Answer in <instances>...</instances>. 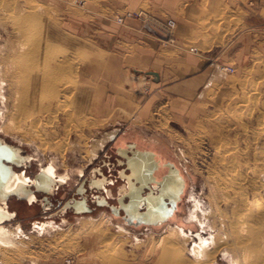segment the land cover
<instances>
[{"label": "rangeland", "instance_id": "rangeland-1", "mask_svg": "<svg viewBox=\"0 0 264 264\" xmlns=\"http://www.w3.org/2000/svg\"><path fill=\"white\" fill-rule=\"evenodd\" d=\"M88 1L0 0V24L4 28L0 27V34L4 46L8 39L9 46L21 42L26 44L27 49L35 39L43 38L54 43L43 45L46 53L43 58H48L46 63L42 62L43 58L30 61L16 54L9 59L0 58L4 69L7 68L4 98H0V137L8 144L20 147L23 156L32 157L29 164L31 166L17 168L16 171H27L28 176L34 177L33 174L41 166H47L52 159H56L57 172L62 173L65 169L76 172L84 167L89 176L93 168L103 165L107 154L114 155V147L137 143L147 150L153 149L161 154L163 162L173 164L185 182V191L180 195L171 219L158 230H147L149 228L143 224H126L123 219L125 216L119 217L108 208L99 207L93 213L85 215H53V210L43 212L39 204L32 206L26 201L11 197L8 207L16 217L5 221V224L11 228L13 225H21L25 234L32 237L24 242L25 247L4 249V252L1 250L0 264H68V260H71L70 264H76L82 256L93 264H161V249L154 247L152 241L157 242L169 225L185 230L188 234L186 247L189 250L201 239L211 240L215 235H226L228 224H225L220 213L215 210L209 197L211 192L220 194L223 183L230 181L229 174L236 171L238 176H247L244 190L250 201L258 197L264 199L262 22L257 17H248L249 14L234 7L231 0H172L174 7L169 10L162 9L166 8V0H159L158 10L152 7L151 0H144L138 7H130L134 11L130 17L142 20L152 18L165 38L159 43L155 58L143 62L140 59V47L136 43H125L119 34L124 22L121 16H124L126 9L99 12V19H96L88 13ZM109 1L115 3L118 0ZM130 1L134 2L128 0ZM238 1L246 3V0ZM193 2L199 11L195 13L196 20L193 23L197 35L192 40H174L173 31L170 35L173 42H170V36L162 30L165 22L147 14L150 11L165 20L173 19L178 24L184 21L182 18ZM19 7H26V11L38 14L35 22L26 20V37L14 33V15L18 14ZM141 8L142 12L139 11ZM193 49L194 51H190ZM64 57L71 65L67 70H58V62ZM181 57L202 64L200 68L196 66L191 71L192 76H197L202 69H209L203 87L190 104L172 102L164 95L163 89H160L161 85H155L151 76L141 73V70H158L166 74L165 79L169 83L175 80L173 72H177L178 59ZM20 66H26V72L32 75L31 78H26V84L11 78L12 68L15 70ZM224 68L233 71H224ZM59 79L73 84V89L63 93L60 89L57 91L52 88L48 92L44 88L47 86H43L45 82ZM16 87L20 90L26 88L27 94L34 93L30 99L31 105L21 104L22 97L16 94ZM87 90L88 97L83 99ZM57 93H62V101L67 95L70 96L67 112L57 110ZM38 95H44L46 102L42 107L46 109L50 105V111L44 112L41 108L39 110L42 112H38L33 108L32 102ZM101 104L105 113L100 115L97 111H102L98 110ZM56 115L58 117L55 119ZM9 119L32 128L34 133L25 137L17 133H6L2 127ZM112 131L117 132L115 140L109 141V146L89 163L83 159V153L75 151L74 154V151L68 150L64 168L61 158L52 150L53 146L56 147V144L66 138L84 143L90 137L97 139L99 135ZM38 135L48 143L47 150L40 146ZM223 156L227 159L231 156L230 160L237 159V164L223 163ZM106 172L108 176H116L115 169ZM79 183L78 175L75 174L68 185L60 190L58 200L68 201ZM236 187V190L230 187L228 190L223 189L225 197L227 194L231 198L233 196L232 199H238L241 190L238 184ZM92 194L104 196L98 191L87 192L84 197L88 204L91 203ZM230 196L226 198L232 200ZM218 200L222 201L220 198ZM110 201L114 204V199ZM197 202H201L204 213L198 208L194 211ZM221 207L224 213L232 215L230 205L222 201ZM90 218L109 220L110 223H105L109 228L106 237L86 228ZM35 221L51 222L57 231L39 235L34 230ZM119 227L126 232H119ZM152 234L155 240L150 239ZM136 238L140 241L137 242ZM113 241L117 246V254L110 258V249L115 245ZM228 242L232 243V240L229 239ZM217 264H236V258L232 252L223 250Z\"/></svg>", "mask_w": 264, "mask_h": 264}, {"label": "bare ground", "instance_id": "bare-ground-1", "mask_svg": "<svg viewBox=\"0 0 264 264\" xmlns=\"http://www.w3.org/2000/svg\"><path fill=\"white\" fill-rule=\"evenodd\" d=\"M18 10H19L17 12L18 14L14 15V16H16V18H14V20L16 22L15 27H14V33L16 35H23V37H26V33L28 31V30H26V20L30 21V22H35V19L38 18V14L36 12L26 11V7H22V8L19 7ZM0 23L2 24V22H0ZM1 24H0V27H2ZM42 35L43 34H41V36ZM50 37H51V35H50ZM69 38H71V37H69ZM69 38H67V39H69ZM1 39H2V36L0 34V58H5V59H9L11 56L13 57L14 54H16V56H22V58H24L25 60L27 58L30 61H34L35 59L36 60L42 59L44 54L46 55V53L43 50V45L48 44V43H49V45L54 44L52 42L50 43V42L45 41L43 38L35 39L34 42L31 43V47L27 49L26 44L21 43V42H18L17 45L14 44L13 46L12 45L9 46L10 39H8L6 45L4 46L2 44ZM60 39H61V37H60ZM57 42H59V41H56V43ZM193 50H190V51H193ZM64 58L58 62V66H57L58 70H60V68L67 70L70 67L71 62L68 61V59H66V57H64ZM46 61H48L47 57L42 59L43 63L44 62L46 63ZM6 69L7 68L5 67V69H4V67L0 63V98L1 99L4 98V82H5V78H6V72H7ZM31 77H32L31 73L26 72V66H20L19 68L15 69V70L12 68L11 78L16 80V81L19 80L20 82L26 84V78H31ZM23 81H25V82H23ZM63 81H64L63 79H59L55 82H45V84L43 86L47 85L44 88L48 89V92H50L52 90V88H55L54 90L57 89V91H58V89H60V91H63V93H65L67 90L73 89V87H71L73 84H68L69 82L64 83ZM52 83H57V84L53 85ZM15 89H16V94L18 95V97H22V98H20V100H22L21 104H23L24 106H26V104L31 105L30 99L34 93H32V95L27 94L26 88L23 90H20L19 88L16 87ZM60 94L62 95V93H60ZM88 94H89L88 90L86 93L84 92V95H86V96H83V99H86L88 97ZM51 95H54V93H52ZM61 95H59V93H57V95L55 94L57 110H62L63 112H67L66 108H69V106H70L67 103L68 98H70V96L67 95L65 100L62 101V99H60ZM43 96L40 97L38 95V96L34 97L35 100L32 102V103H34L33 108L38 110V112H42L39 109L43 108L42 106L46 102V99ZM43 110H45L44 112H46L47 110L50 111V105L48 107H46V109L43 108ZM70 114H71V112H70ZM57 117H58V115H56L55 119ZM91 118L94 119L93 117H91ZM38 121H40V119H38ZM40 125H41V123L39 122L38 126H40ZM2 129L6 133H17V134H21L24 137L25 136H32V134L35 131V130L33 131L32 128H26V127H24L18 123H15L11 119H9L7 122H5ZM114 133H115V131H112L110 133L108 132L105 134L103 133L102 135H99V138H97V139L96 138L91 139V137H90L88 140L86 139V141L84 143H81L80 140L76 141V140H70L71 138H66L62 142L56 144V147L53 146L52 150H54V152L61 158V161L63 163V164L62 163L61 164L64 166V168H66V164H67L66 163V152L68 150L74 151V152H72L74 154H75V151L78 152L79 154L83 153L85 155L83 157V159H85L88 163V162L94 160L97 157V155L99 154V152L105 148V146L108 144V142L113 138ZM38 139L40 141V146L44 150H47V148H49V146H48V143L46 142V140L44 138H42L40 135H38ZM0 141H1L2 145L13 146V145L6 143L4 140H0ZM81 144L83 145L82 147L84 149H82ZM20 155L23 156L22 150H21ZM28 159H30V158L27 157V160ZM228 159L225 156H223L221 158V161L223 163L228 164V165L237 164V161H236L237 159H235V158L234 159L232 158L231 160L230 159L228 160ZM59 161H60V159H59ZM3 163L8 164L4 160H3ZM25 163H26V156H23V160H21L19 167H17L15 164L9 163V165H12V169L14 171V174L10 178V180L8 181L7 186H6V190H8L9 192L12 191L18 185V183L26 184L27 186H30V189H36L35 184L37 185V183H38V185H39L38 190L33 192L30 196H28L26 194V196H28V201L24 200V199L22 200V199L16 198L18 200L26 201L29 205H34V202L39 203V200H38L39 198L37 196H35V193H40V192L41 193H44V192L45 193H51L54 190L64 186V182H68L69 180H71L75 174L78 175V179H79V177L82 174H84V169H85L84 167L81 166L82 168L77 169L76 172L70 171L69 169H65L62 173H59V172H57L56 159H52L47 164V166H44V167L41 166L40 170H41V174L43 175L42 180H38L36 182L35 176L34 177L28 176L26 171H16L17 168L24 167ZM235 168H236V166H235ZM235 172L236 171H234V173L231 175L229 174V176H230L229 180L230 181H226L225 184L223 183V187L221 189L222 191H220V194L223 193V189L228 190L229 187L231 189L233 188L236 190L237 189L236 185L238 184L240 187V190H241L240 196L238 199H232L233 196L231 198V196L229 194L228 195L230 196V198L232 200L227 199L229 196H227V194H226V197H227L226 198L225 192L222 194V197H219V195H220L219 192H211L210 197L208 196L212 200L211 203H213V207L215 208V210L220 213L221 218L223 219L225 224H228L229 229H228V232L226 233V235L223 237L222 235L218 234V235H215V237L211 240L201 239L200 242L194 243L192 248L189 250L186 247L188 234L185 232V230H183L180 227H173V226L169 225L166 228L165 232L160 234L161 236L159 237V240L157 242L152 241L154 247L161 249V255L159 258L161 261V264H189L190 262L192 264H217L218 258L220 257V253L223 250H227V251H230L233 253V255L236 258V264H264V211H263L264 210V199H263V197H258L254 201H250V199L248 198V194H246V192L244 190V183H245V181H248L247 176H242V175L238 176V174ZM178 174H179V170H178ZM1 175H2V173H1ZM176 176H178V175H176ZM179 176H181V175L179 174ZM224 177H223V179H224ZM177 180H178V177H177ZM225 180H226V178H225ZM178 181H179V183H177V184H179V186H181V188H182L180 180H178ZM92 186H95V185H92ZM257 187H259V186H257ZM95 188L98 190L100 189L101 191L104 192V187L100 188L98 186H95ZM235 190H233V191H235ZM21 193L24 194V192H21ZM138 193H142V190L140 189L138 192H134L132 189H130L129 193L127 194V197L130 198V201H131V203L128 205V207L131 208L132 210H134V208H136L139 205V203L136 204V200H137L136 198H137ZM141 196H142V194H141ZM11 197L12 196H10L9 198H11ZM22 197H24V196H22ZM9 198H8V200H9ZM101 198H102L103 204L105 206H109V203L106 200V197L103 196ZM218 198L222 199V201H224L228 206L230 205V209L232 212L231 216H229L227 213H224V211H222V209H221L222 208L221 207L222 201L218 200ZM8 200H7V203L5 205L0 203V211L2 210L3 212L7 213L8 215L14 214L16 217V214L9 210ZM118 201H119V199H118ZM86 205L88 206L87 201H86ZM120 205L123 206V202ZM79 207L75 205V209H78ZM155 207L156 206H153V205H151L150 202H148V211L142 217V220L148 224H144V225H146V226L158 225V224H160L166 220V218L156 219V220L154 219V213L156 212ZM110 208L117 210L119 213V209L117 207L110 206ZM197 208L202 213L205 212L204 209L202 208L201 202L195 203L194 211ZM63 211H65V210H63ZM128 213L132 215V213H134V212H132V213L128 212ZM75 214L76 215H82V214H77V213H75ZM0 218L6 219L8 217H6V216L1 217V215H0ZM11 220L6 219V220L1 221V219H0V251L1 250L3 251L4 249H7V250L15 249V248H18L20 246L25 247L24 242L26 240L27 241L30 240V238L32 237V236L28 237L27 234H25L21 225H18V226L13 225V228H11L8 224H5V221H11ZM106 222L110 223L109 220L106 218L105 219L100 218L98 220H96L94 218H90V219H88V222L86 223V228H88L89 231H92L93 233H96V234H99V235L106 237L107 232L109 230V228L105 224ZM139 224H142V223H139ZM119 228H120L119 232H126L125 229H123L122 227H119ZM34 230L39 235L51 234L52 232L57 231L56 226L54 224H52L51 222L46 223V222H41V221H35L34 222ZM150 239L155 240L154 234H152L150 236ZM229 239L232 240V243L228 242ZM136 241L139 242L140 239L136 238ZM107 244L109 246L110 240L107 241ZM114 244H115V242H114ZM25 245H27V244H25ZM111 246H112V244H111ZM116 254H117V246L115 244V245H113V248L110 249V252H109L110 258H112L111 256H114ZM119 255H118V258H119ZM103 257H106V256H103ZM106 258H108L109 260H112L108 256ZM68 264H70V263H68Z\"/></svg>", "mask_w": 264, "mask_h": 264}, {"label": "flooded vegetation", "instance_id": "flooded-vegetation-1", "mask_svg": "<svg viewBox=\"0 0 264 264\" xmlns=\"http://www.w3.org/2000/svg\"><path fill=\"white\" fill-rule=\"evenodd\" d=\"M116 134L117 132L113 134V138L110 141L115 140ZM109 144L110 143H108L105 148L109 146ZM114 150V155L107 154V159L104 160L103 165L93 168V171H91L89 176L86 174V171L84 169V174L79 177V187L75 190L74 195L69 197L68 201L63 202L62 200H58L57 196L61 193L60 190L64 188L65 185H68V182L70 180L68 182L63 181L64 186L54 190L51 193H35V196L39 198V203L34 202V205L39 204L42 207L43 212H49L50 210H53V215L62 213L75 214L74 208H68L63 211L60 207H63L67 202L73 204L75 199L80 200L85 198L84 196L87 192L95 193L98 191L102 192V194L106 197L109 206H105L103 204L101 196L92 194L90 204H88V200L87 198H85L88 204L87 207L90 209V213H93L95 209L99 207L108 208L112 212L110 206H114L119 209V213L117 216H125L123 219L125 220L126 224H128L127 222L129 221L127 220L125 212H132L130 210L131 208L128 207L130 198L127 197V194L129 193L130 189H132L134 192H138L141 189V194L143 197H146L151 193L150 195L152 197L148 198V202H150L151 205L156 206L154 219H163L164 217H166V220L158 225L146 226L147 228H149L147 230H158L161 227L165 226V224L171 219L175 211H173L172 216H169L168 212L172 207V203L174 204L179 201L180 195L182 194V192L184 193L186 188L185 184L182 189L181 186L177 184L179 183V181L177 180V176L174 172V168L176 167L171 163L163 162L160 158L161 154H159L155 150H147V148L142 147L137 143H128L124 144L123 146L119 145L114 147ZM27 157L30 159L27 160ZM31 160L32 157L26 155V163L24 164L26 168L27 166L32 165H29ZM103 169L105 171H103ZM113 169L116 170V176H108L109 174H107L106 171H112ZM38 174H41L40 169L33 175L36 178ZM92 185L98 186L100 188L104 187V192L100 189H96L95 186ZM114 186L117 187L115 188ZM33 191L35 192L36 189H33ZM120 198H122L123 206H120V204L118 203V199ZM111 199H114V204H112V202L110 201ZM140 206L141 207L138 209L139 212H144L146 207H148L146 203H143V205L141 203ZM139 225L140 224L135 226Z\"/></svg>", "mask_w": 264, "mask_h": 264}, {"label": "crops", "instance_id": "crops-1", "mask_svg": "<svg viewBox=\"0 0 264 264\" xmlns=\"http://www.w3.org/2000/svg\"><path fill=\"white\" fill-rule=\"evenodd\" d=\"M232 5L236 8H240L243 11L247 12L249 14L248 17H257L258 20H260L261 26H264V0H246V3L242 1V3H239L238 0H231ZM144 0H134L133 3L128 2V0H118L115 3H112L109 0H89L86 3V6L88 7V13L91 16H95L96 19L99 12L107 11V10H113V11H119L122 9H126V12L123 17V24H121L120 27V37L122 40H124L125 43H136L140 47V54H141V60L143 62L151 61L155 58L156 52L159 48V43H161L165 35L159 31V26L156 25V21H152V18L150 20H142L141 18L134 19L133 17H130V14H132L134 11H131L130 7L134 6V8L138 7L141 3H143ZM159 0H151L152 7L155 8V10H158V6L160 5ZM236 2V5H235ZM157 3V5H155ZM195 2L191 3L190 10L186 15L182 18L184 21H180L177 26L173 38L174 40H192L194 37H196L197 32H195V28L193 26V23L195 22V13H198L197 5L194 4ZM166 8L165 10H169L171 7L173 8L174 3L172 0H166L164 2ZM142 12L141 10H139ZM144 11V9H143ZM147 11V10H146ZM144 11V13H147L153 17L161 18L162 22H166L162 17L156 16V14L151 13L150 11ZM158 12V11H157ZM253 13V14H251ZM256 14V16L254 15ZM118 16V15H117ZM249 18V19H250ZM248 19V20H249ZM158 20V19H157ZM74 22V21H73ZM90 23V22H89ZM88 23V24H89ZM97 24V23H95ZM73 27L75 26L74 23L72 24ZM79 25V24H78ZM72 27V32L74 31V28ZM78 27V26H77ZM99 27V25H98ZM101 27L102 24H101ZM79 30V29H78ZM197 61V60H196ZM179 68L177 72H173L175 76V80L170 81L167 83V80L165 79L166 74L158 71V70H147L142 72H156L159 74V82H154L155 85H161L160 89H163V93L165 96L170 98L172 102L174 103H188L190 104L192 100L198 95V92L200 88L203 87V82L208 77V71L209 69H202L200 73L197 76H192L191 71L195 70V67L198 66L199 68L202 66V64H197V62H191L190 60H186L185 57H181L178 59ZM225 71V70H224ZM97 111L100 115L105 113L104 106L102 104L98 108ZM99 115V116H100ZM76 264H93L91 261L86 259V257L79 258L78 262Z\"/></svg>", "mask_w": 264, "mask_h": 264}, {"label": "water", "instance_id": "water-1", "mask_svg": "<svg viewBox=\"0 0 264 264\" xmlns=\"http://www.w3.org/2000/svg\"><path fill=\"white\" fill-rule=\"evenodd\" d=\"M141 73H143L146 76H151L152 80L154 82H159L160 78H159L158 73H156V72H146V73L141 72ZM0 140H4V139L2 137H0ZM14 146L2 145L1 141H0V203L4 204V205L7 203V200L10 196L18 198V199H22V200L24 199V200L28 201V196H30L34 192L33 189H30V186H27L26 184H23V183H18V185L10 192L8 190H6L7 183L14 174V171L12 169V165H9V163L15 164L17 167H19L21 160H23V156L20 155V153H21L20 147H18V146L14 147ZM150 155H152V154H150ZM3 160L8 164H4ZM174 172L176 175H178L177 176L178 180H180L182 188H183L184 183H185L184 180L179 176L177 169L174 168ZM1 173H2V175H1ZM42 176H43L42 174H38L35 178L36 182L38 180H42ZM35 188H36V190H38V188H39L38 183H37V185L35 184ZM21 192H24V194H22ZM26 194L28 196H26ZM150 194H148L146 197H143V196H141V193H138L137 198H136L137 199L136 204L142 203V205H143V203H146L148 206V198L152 197ZM22 196H24V197H22ZM121 201H122V198L119 199V201H118L119 204L122 203ZM130 203H131V201H130ZM140 204L136 208H134V210L131 209V212H134V213H132V215L129 214L128 212H125L127 220L129 221L130 224H133V225H138L139 223L148 224L142 220L143 215L148 211V207H146L144 212H139L138 209L141 207ZM75 205L78 207L80 206V207L78 209H75ZM68 208H74L75 209L74 213H77V214L90 213V209L86 205L85 198H83L81 200L75 199L73 204L70 202L65 203L64 206L62 207V210H66ZM175 208H176V203H174V204L172 203V207L169 209V212H168L169 216H172V213L175 210ZM112 212L115 215H118L117 210L112 209ZM0 215H1V217L2 216L8 217V218H6L7 220H11V219L13 220L15 218L14 214L8 215L7 213L3 212L2 210L0 211ZM164 218H166V217H164ZM0 219H1V221L6 220V219H2V218H0Z\"/></svg>", "mask_w": 264, "mask_h": 264}, {"label": "built area", "instance_id": "built-area-1", "mask_svg": "<svg viewBox=\"0 0 264 264\" xmlns=\"http://www.w3.org/2000/svg\"><path fill=\"white\" fill-rule=\"evenodd\" d=\"M120 22H122V20H119ZM177 26V22L173 19H169L167 20L164 24H162V30L168 35L170 36L171 33L175 30ZM171 38V36H170ZM170 42H173L172 38L170 39ZM194 51V50H193ZM225 71H233L232 69L229 68H224ZM67 263H72L71 260H68Z\"/></svg>", "mask_w": 264, "mask_h": 264}]
</instances>
